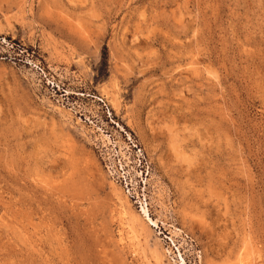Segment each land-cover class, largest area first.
<instances>
[{
	"label": "rangeland",
	"instance_id": "374dc122",
	"mask_svg": "<svg viewBox=\"0 0 264 264\" xmlns=\"http://www.w3.org/2000/svg\"><path fill=\"white\" fill-rule=\"evenodd\" d=\"M0 264H264V0H0Z\"/></svg>",
	"mask_w": 264,
	"mask_h": 264
},
{
	"label": "bare ground",
	"instance_id": "6f19581e",
	"mask_svg": "<svg viewBox=\"0 0 264 264\" xmlns=\"http://www.w3.org/2000/svg\"><path fill=\"white\" fill-rule=\"evenodd\" d=\"M142 212H143V211H142ZM145 213H146V211H145ZM146 215H147V214H146ZM146 215H145V216H146ZM146 217H147V216H146Z\"/></svg>",
	"mask_w": 264,
	"mask_h": 264
}]
</instances>
